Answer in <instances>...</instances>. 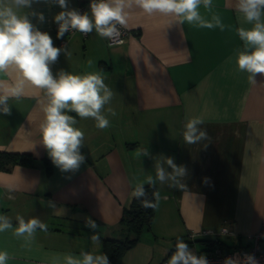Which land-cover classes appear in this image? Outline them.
<instances>
[{
  "label": "crops",
  "instance_id": "0c3cea01",
  "mask_svg": "<svg viewBox=\"0 0 264 264\" xmlns=\"http://www.w3.org/2000/svg\"><path fill=\"white\" fill-rule=\"evenodd\" d=\"M84 1V12L90 13L91 0ZM78 2L68 0L69 8L78 10ZM213 2L223 22L237 27L236 0ZM32 10L42 12L45 21L30 17L31 22L55 47L71 53L60 54L53 74L99 72L114 95L105 106L108 128L77 117L76 126L85 133L80 149L85 161L76 171H61L42 144V90L28 88L20 101H9L10 114L0 113V150L35 157L34 165L0 170V215L14 226L17 215L48 225L30 247L11 231L0 233V250L12 257L8 264H50L55 253H102L104 238L121 236L119 221L136 182L155 177L161 156L186 167L187 189L157 183L162 199L153 220L119 264H162L175 251L177 237L195 255L207 252L212 242L227 250L247 246L264 218V75L250 83L247 73L236 70L242 42L235 31L170 25L169 17L136 9L123 43L109 45L95 32H76L60 46L54 17L63 9L41 0ZM195 116L203 118L201 128L210 139L188 145L181 133L186 119ZM144 148L150 155L137 158ZM89 219L97 225L99 245L92 243ZM223 226L231 233L218 234Z\"/></svg>",
  "mask_w": 264,
  "mask_h": 264
},
{
  "label": "clouds",
  "instance_id": "9594fccd",
  "mask_svg": "<svg viewBox=\"0 0 264 264\" xmlns=\"http://www.w3.org/2000/svg\"><path fill=\"white\" fill-rule=\"evenodd\" d=\"M39 2L41 0H0V113L10 114L9 101H20L28 88L42 90L45 96L44 117L39 125L42 144L52 163L61 171H76L85 161L80 151L85 133L76 126L77 117L81 120L91 118L100 130L108 128L110 120L105 115V106L110 104L114 93L99 72L73 74L61 70L53 75L51 66L60 54L64 52L70 56L71 53L65 47H55L52 37L31 22L30 17L40 23L45 21L42 12L32 10L33 3ZM43 2L63 9L54 17L58 24L57 38H63L70 31L85 35L95 32L102 39L122 43L121 29L127 27L130 14L136 9L148 16L169 17L170 25L187 24L196 29H219L221 32L234 30L242 42V48L235 53L236 70L247 73L250 83H255L256 74L264 75V0H236L238 26L234 29L215 11L213 0H91L90 13L70 9L68 0ZM69 113H75V116ZM107 113L116 115L111 107L107 108ZM202 124L204 120L199 116L186 119L181 133L184 143L192 145L210 139L207 131L201 128ZM149 155L146 148L136 151L137 158ZM154 168L155 177L148 175L144 181L136 182L131 193L145 209H157L162 199L159 190H154L149 199L145 184L154 189L157 183L187 189L183 183L187 169L178 166L174 158L161 156L156 159ZM12 190L9 187L8 191ZM15 221L14 226L10 217L0 215V233L11 231L25 247L31 246L38 230L48 231V225L36 217L25 220L17 215ZM86 227L93 232L92 243L99 245L96 223L89 219ZM11 258L7 250H0V264H8ZM50 264L110 262L107 254L81 251L79 255L52 254ZM167 264H208V261L203 255H195L182 237H177L175 251ZM223 264H258V261L246 254L243 260L229 257Z\"/></svg>",
  "mask_w": 264,
  "mask_h": 264
},
{
  "label": "trees",
  "instance_id": "16d2710c",
  "mask_svg": "<svg viewBox=\"0 0 264 264\" xmlns=\"http://www.w3.org/2000/svg\"><path fill=\"white\" fill-rule=\"evenodd\" d=\"M35 157L30 152H18L0 150V170L7 171L15 165H34ZM148 198H152V192L156 189L145 184ZM154 215V209H145L139 200L132 196L130 203L123 208L120 218L121 236L118 238H104L102 240V253L107 254L110 264H119L124 253L140 239L143 230L150 226ZM211 243V248L220 244ZM210 248V249H211Z\"/></svg>",
  "mask_w": 264,
  "mask_h": 264
},
{
  "label": "built area",
  "instance_id": "2783aa9c",
  "mask_svg": "<svg viewBox=\"0 0 264 264\" xmlns=\"http://www.w3.org/2000/svg\"><path fill=\"white\" fill-rule=\"evenodd\" d=\"M86 10V3L84 0H79L78 2V11L84 13ZM56 31L58 32V24L56 25ZM76 33V31H70L65 33L63 38H58V44L64 46L67 43V39L70 35ZM121 41H125L126 37L129 35V30L127 28L121 29ZM82 34V33H81ZM86 36L85 34H82ZM109 45L120 44L113 43L107 40ZM122 42V43H123ZM54 75V74H53ZM55 76V75H54ZM211 230H205L203 233L207 234ZM231 231L228 227L223 226L220 228L218 234H230ZM193 234H191V237ZM248 245L244 247H239L232 250L222 249L219 245H215L213 248L209 249L207 252L199 253L197 256H205L208 264H223L226 258H239L243 260L246 254L252 255L258 261V264H264V247H262V241H264V218H262L261 225L257 231L248 235ZM168 259L164 260L162 264H167Z\"/></svg>",
  "mask_w": 264,
  "mask_h": 264
}]
</instances>
